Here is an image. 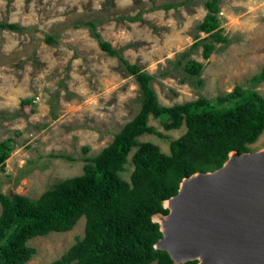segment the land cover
<instances>
[{"label": "rangeland", "instance_id": "rangeland-1", "mask_svg": "<svg viewBox=\"0 0 264 264\" xmlns=\"http://www.w3.org/2000/svg\"><path fill=\"white\" fill-rule=\"evenodd\" d=\"M185 0H0V23L22 27L0 29V143L14 151L0 170V193L37 200L55 184L84 173L86 158L113 141L142 107V92L119 59L102 51L94 32L81 23L93 21L102 39L131 64L155 76L153 87L162 106L171 107L204 97L217 107L219 97L250 80L264 67V0H221L219 19L230 43L217 44L205 60L196 38L207 16V0H193L177 9L154 8ZM142 15L139 22L128 18ZM54 37L49 44L47 37ZM189 53L187 59L182 55ZM202 62L200 80L188 76V60ZM182 60L183 65L178 62ZM264 98V82L253 88ZM24 100L32 106L22 107ZM33 110V112H32ZM149 125L164 135L144 134L170 154L171 142L186 132L165 130L150 117ZM84 147L89 152H84ZM264 148V134L250 146ZM122 177L130 181L132 156ZM66 155L70 159L52 157ZM2 206L0 203V215ZM86 218L68 232L36 237L28 264H49L85 236ZM152 264H156L152 263Z\"/></svg>", "mask_w": 264, "mask_h": 264}, {"label": "trees", "instance_id": "trees-1", "mask_svg": "<svg viewBox=\"0 0 264 264\" xmlns=\"http://www.w3.org/2000/svg\"><path fill=\"white\" fill-rule=\"evenodd\" d=\"M192 1L152 10L177 9L191 5ZM220 2H205L208 13L197 26L206 37L198 36L192 49L201 46L205 60L212 56L217 44L230 43L219 19ZM128 20L139 22L142 15ZM79 27L91 29L100 49L118 58L127 74L135 77L142 92V107L111 144L96 156L86 158L83 174L55 184L37 200L0 193V264H28L36 254V249L28 244L30 240L71 231L83 217L84 238L49 264H175L168 252L155 248L163 234L153 216L169 214L164 203L178 194L185 178L220 169L232 152H250V146L264 134V98L253 89L264 82V67L250 80L251 88L238 86L227 96L219 97L220 107L204 97L166 107L160 104L153 87L154 75L129 63L111 43L103 40L95 22H84ZM0 29L17 31L22 27L0 23ZM47 42L54 44V37L48 36ZM188 57L189 53L182 55L184 60ZM182 62L178 64L183 65ZM183 66L188 76L197 78L201 85L203 63L190 59ZM21 105L32 106V101L24 100ZM150 117L160 121L167 131L186 126V132L171 142L170 154L151 142L138 141L144 134L164 137L149 125ZM134 149V170L127 181L122 173ZM83 150L89 152L88 147ZM13 151L11 141L0 143L1 171L6 170ZM51 156L70 159L62 154Z\"/></svg>", "mask_w": 264, "mask_h": 264}, {"label": "water", "instance_id": "water-1", "mask_svg": "<svg viewBox=\"0 0 264 264\" xmlns=\"http://www.w3.org/2000/svg\"><path fill=\"white\" fill-rule=\"evenodd\" d=\"M164 207L155 248L175 264H264V148L185 178Z\"/></svg>", "mask_w": 264, "mask_h": 264}, {"label": "bare ground", "instance_id": "bare-ground-1", "mask_svg": "<svg viewBox=\"0 0 264 264\" xmlns=\"http://www.w3.org/2000/svg\"><path fill=\"white\" fill-rule=\"evenodd\" d=\"M155 220L158 221L159 223H164V218H162L160 216H156Z\"/></svg>", "mask_w": 264, "mask_h": 264}]
</instances>
